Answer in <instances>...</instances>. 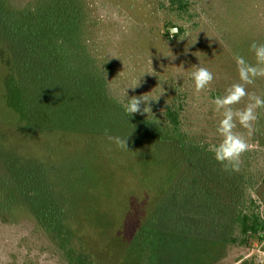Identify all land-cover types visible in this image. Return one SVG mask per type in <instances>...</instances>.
<instances>
[{
	"label": "rangeland",
	"instance_id": "obj_1",
	"mask_svg": "<svg viewBox=\"0 0 264 264\" xmlns=\"http://www.w3.org/2000/svg\"><path fill=\"white\" fill-rule=\"evenodd\" d=\"M35 1L11 0V4ZM78 1L82 5L78 22H84L85 35L79 34L76 44L87 46L90 63H111L104 81L111 94L125 102L126 94L158 97L150 103L146 115L161 111L175 95L187 123L210 132L217 130L222 111L217 112L213 100L210 103L203 96L225 81L230 85L239 82L233 57L225 52L228 41H235L233 50L247 46V41L264 43V0H190V15L185 20H175L159 9V0ZM173 22L179 28L172 26ZM172 27L176 30L171 31ZM219 31L225 34L223 42L218 39ZM21 56L17 52L16 59ZM18 60L15 69L0 44V155L6 147L25 158L62 164L69 177L65 190L77 206L71 227L79 230L71 243L91 252L99 263L115 264L131 250L134 231L154 210L162 194L155 185L166 187L161 171L155 167L157 154L147 143L139 148L130 144L129 134L139 133L118 122L116 115L110 121L113 115L101 110L102 105L78 103L82 102L81 95L92 98V93H81L84 82L74 70L61 68L48 84L39 83L36 68L46 77V60H38L32 69ZM250 63H256L255 56ZM198 67L214 74L212 83L199 92L192 78ZM138 80V86L129 87ZM109 135L126 138L128 148L118 147ZM257 155L264 157V149L260 148ZM259 193L264 201V187L254 194L259 197ZM168 221L154 223L180 230L188 227L173 215ZM263 239L264 234L261 240L241 246L167 233L148 240L143 264H237L252 260L256 245ZM0 264L66 262L32 214L20 206L4 220L0 215Z\"/></svg>",
	"mask_w": 264,
	"mask_h": 264
},
{
	"label": "trees",
	"instance_id": "obj_2",
	"mask_svg": "<svg viewBox=\"0 0 264 264\" xmlns=\"http://www.w3.org/2000/svg\"><path fill=\"white\" fill-rule=\"evenodd\" d=\"M79 5L82 6L78 0H36L13 6L11 0H0V44L6 49L15 69L19 66L18 59L25 61L27 69L35 67L40 59L46 60L43 63L46 77L38 74L41 69L36 68L39 83L48 84L51 76L60 74L61 68L74 70L84 82L85 89L81 93L88 96L92 93V98L81 95L82 102L78 100V103L88 107L102 105L104 108L101 110L113 115L110 121L116 115L118 122L139 133L129 134L130 144L139 148L140 144L147 143L151 152H156L155 167L161 171L166 187L162 189L161 185H155L162 194L154 203V210L134 231L129 242L131 250L115 264H143L148 240L161 238L167 233H178L205 243L241 246H247L253 239L261 240L264 234V201L260 193L259 197L254 193L264 187V157L257 155L260 148L264 149V109H257L259 118L250 136L247 129L237 124L236 131L245 135L250 144V149L241 158L238 172L225 171L215 160L210 149L222 139L217 130L210 132L207 128L188 124V117L184 116L183 106L176 101L175 95L161 111L128 117L124 110L127 102L111 94L104 85L105 72L111 63L102 61L98 66L93 61L90 63L87 46L76 44L79 34L85 35L84 22H78ZM191 5L190 0L158 2V8L176 17L175 20H185L190 15ZM172 26L179 28L174 22ZM218 39L220 42L225 40L222 31L218 32ZM228 43L225 52L233 57L232 66L237 67V54L249 62L251 57L254 59L250 50L252 42L249 44L247 41V46L235 50L232 48L235 41ZM17 52L22 55L18 59ZM230 84V81H225L221 87H211L203 97L210 102L217 96H223ZM247 91L264 96V78H257L247 86ZM246 102L249 103L248 97L234 107L239 108ZM55 163L25 158L3 147L0 155L1 219L4 220L14 208L25 207L43 234L54 241L66 264H102L79 243L81 249L71 243L79 230L77 226L71 227L77 206H73V200L65 190L68 174L62 164ZM172 215L177 221L187 223L188 227L180 230L170 224L154 223L163 219L168 224ZM237 264H255L254 255L252 260L243 259Z\"/></svg>",
	"mask_w": 264,
	"mask_h": 264
},
{
	"label": "clouds",
	"instance_id": "obj_3",
	"mask_svg": "<svg viewBox=\"0 0 264 264\" xmlns=\"http://www.w3.org/2000/svg\"><path fill=\"white\" fill-rule=\"evenodd\" d=\"M250 50L254 53L256 63H250L243 56L236 55L235 61L239 75V82L233 83L223 96H217L213 100L217 112L222 111V119L217 126V132L222 138L220 142L210 149L214 153V158L219 162L225 171L238 172L241 165V158L250 149L248 139L240 132L236 131L237 124L248 130L251 135L253 125L258 120L257 109H264V96L250 94L247 86L255 82L257 78H264V43L253 41ZM192 78L197 92L207 88L214 79V74L206 67H198ZM139 80L129 87H136ZM127 97L124 106L125 113L129 116L136 113H147L150 103L158 97L142 94L140 96ZM245 97L249 103L243 108H236ZM144 105L142 108L141 105ZM110 141H114L118 147L128 148L126 138L108 136Z\"/></svg>",
	"mask_w": 264,
	"mask_h": 264
},
{
	"label": "built area",
	"instance_id": "obj_4",
	"mask_svg": "<svg viewBox=\"0 0 264 264\" xmlns=\"http://www.w3.org/2000/svg\"><path fill=\"white\" fill-rule=\"evenodd\" d=\"M261 245L260 244L256 245V250L255 253L253 254L255 264H264V239Z\"/></svg>",
	"mask_w": 264,
	"mask_h": 264
},
{
	"label": "water",
	"instance_id": "obj_5",
	"mask_svg": "<svg viewBox=\"0 0 264 264\" xmlns=\"http://www.w3.org/2000/svg\"><path fill=\"white\" fill-rule=\"evenodd\" d=\"M175 30H176V28H175V27H172V28H171V31H175Z\"/></svg>",
	"mask_w": 264,
	"mask_h": 264
}]
</instances>
